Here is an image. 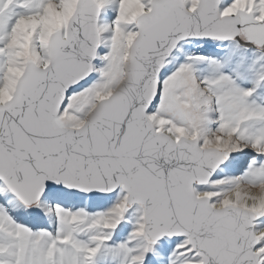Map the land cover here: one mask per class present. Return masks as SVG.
<instances>
[{
    "label": "snow or ice",
    "instance_id": "6c2138e0",
    "mask_svg": "<svg viewBox=\"0 0 264 264\" xmlns=\"http://www.w3.org/2000/svg\"><path fill=\"white\" fill-rule=\"evenodd\" d=\"M0 264H264V0H0Z\"/></svg>",
    "mask_w": 264,
    "mask_h": 264
}]
</instances>
